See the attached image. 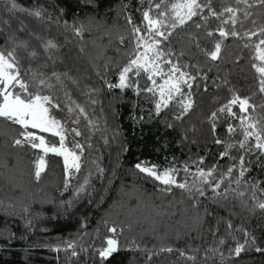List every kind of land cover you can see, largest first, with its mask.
Returning a JSON list of instances; mask_svg holds the SVG:
<instances>
[{"label": "trees", "instance_id": "1", "mask_svg": "<svg viewBox=\"0 0 264 264\" xmlns=\"http://www.w3.org/2000/svg\"><path fill=\"white\" fill-rule=\"evenodd\" d=\"M176 2L0 0V52L13 53L30 91L45 81L41 94L60 105L83 147L81 181L70 186L62 156L16 145L25 130L0 118V264H264V150L244 133L254 124L249 131L264 139V93L253 68L264 3L198 0L197 15L181 25ZM225 8L235 10V23ZM144 12L163 22L156 26L163 36L148 30ZM138 42L153 44L188 79L186 96L158 114V94L144 91L152 86L147 73H129V87H109L143 48ZM235 97L248 100L247 112L230 105ZM189 99L185 113L181 101ZM138 163L158 173L175 169L187 188L163 185ZM200 170H212L207 183ZM109 238L117 250L102 258Z\"/></svg>", "mask_w": 264, "mask_h": 264}, {"label": "snow or ice", "instance_id": "2", "mask_svg": "<svg viewBox=\"0 0 264 264\" xmlns=\"http://www.w3.org/2000/svg\"><path fill=\"white\" fill-rule=\"evenodd\" d=\"M246 3L247 0H244ZM264 3V0H261ZM15 3L12 4V8H15ZM160 5L157 4L156 8H159ZM201 4L198 0H177L176 3L172 4V11L175 13L176 20L179 24H184L186 19H191L193 16L197 15L196 9H200ZM225 12L231 13L233 16L232 22L235 23V10L233 8H225ZM34 15L39 16V12H35ZM144 20L147 22L148 30L150 32H155L156 35L163 36L164 33L160 32L159 29L156 27L157 25L162 24L163 22L160 19H152L149 16L148 12H144ZM160 16L166 15V13H160ZM212 15H216L215 12ZM247 15V13H245ZM176 25L173 24V27ZM199 27V25H198ZM135 32L139 33L138 28L133 29ZM261 32L264 33V29H261ZM79 33V30H77ZM220 36H227L228 33L224 32L223 30L220 31ZM212 35V33H209ZM231 35L236 36L238 33L233 31ZM250 36H255L257 33L252 32L249 34ZM143 37L137 36V41H143ZM261 45H264V40H261L259 44L256 45V50L258 55L255 59L259 60V64H253V68L259 73V82H260V92L264 93V50L261 49ZM143 46L144 52L141 54L137 52L135 58L131 59L127 66H125L119 74V83L116 85H109V87H119L121 89L125 87L131 86L129 84V73H134V75L139 76L141 72L147 73V79L151 82L150 87H146L144 91L153 93L156 95L158 93L159 100L156 103L155 107L157 110V114L163 107H168L169 102L173 99L175 93H179L180 86L178 80H173V77L177 72L180 70L173 65L170 69V75L168 79H165L162 84L157 85L154 76H162V70L158 63H156L157 58L159 57V53L156 52L155 56L150 57L148 55L149 52L154 51V45L148 43H140L136 44V48L139 49ZM47 47L54 48L55 45L52 44L51 41L48 42ZM220 52V44L217 43L215 45V51L210 53L211 59L215 60L218 57ZM31 55L35 57L37 54L32 52ZM170 63V62H169ZM186 73H180V79ZM186 83V81H184ZM47 86L43 79L39 80L38 84L35 86L36 91H30V85L20 78V71L18 61L16 60L13 53L9 52L5 55L3 52H0V118H5L11 121L14 124L20 125L25 131L21 132V136L23 139H16V145H22L23 143L27 142L30 143L33 148H41L43 149L44 153H54L56 155L63 156L64 158V168L65 173L69 174L71 170L79 171L80 169V159L83 152V147L80 143H74V149H79L80 154L77 153L75 150H70L65 145L66 135L63 129L61 122L54 117L50 116V108H59V104H53L52 98L49 95H42L41 91L43 87ZM137 94H139V86L136 85ZM190 87V85H189ZM239 103V107L241 112H247L248 107H250L248 100H241L239 97H235L230 101L231 104ZM181 105L186 113L191 107L192 103L189 99L187 103L181 101ZM230 105H226L229 111ZM225 108L220 109V111H224ZM71 111V109H69ZM83 112V109H80ZM215 116V113H213ZM243 123V120H242ZM38 129L40 132L50 133L53 136L59 137V146L51 145L49 146L43 136H38L34 132L27 131V129ZM249 128H255L254 124H250L248 128L244 129L245 133V141L248 140L249 137L254 136L257 143L255 147L259 150H264V139L261 138L260 132L249 131ZM229 132L235 131V129L229 127ZM75 132L76 136L80 135V132L76 129L72 130ZM35 141H39V143H35ZM220 143V141H217ZM245 146L244 142L240 143V147L243 148ZM222 156L224 153L221 154ZM241 163H243V159L241 158ZM46 161L44 157H40L36 163V172L35 176L38 180L41 176V173L45 170ZM140 172L146 173L148 176L153 177L156 181H159L163 185L166 186H176L181 189H186L187 185L185 183H177L173 173L175 169L163 171L158 173L155 169V166L152 167H145L143 163H138L135 166ZM187 170V169H185ZM232 169L229 168L228 172L231 173ZM243 175V172H241ZM212 176V170L205 172L204 170L199 171V177L204 183L208 182V178ZM219 183L213 186V190L215 191L219 188ZM167 191L171 190V187L166 189ZM201 195H203L202 189H197ZM260 208L264 209V204L259 205ZM112 233L117 231L116 228L109 229ZM107 247L99 250V255L102 258H107L112 252L117 250V241L115 239H107ZM69 247H72L69 244ZM166 251H172V249H165ZM244 250L243 245H239L235 248L234 252L236 256ZM260 251V249H257ZM73 255H76L73 252ZM183 255V253H181Z\"/></svg>", "mask_w": 264, "mask_h": 264}, {"label": "rangeland", "instance_id": "3", "mask_svg": "<svg viewBox=\"0 0 264 264\" xmlns=\"http://www.w3.org/2000/svg\"><path fill=\"white\" fill-rule=\"evenodd\" d=\"M262 50H264V49H262ZM139 52L141 54H143L144 48L140 49ZM156 52H158V51L154 47V51L149 52L148 55L150 57H153V56H155ZM156 63L159 64L160 69L162 70V73H163L162 76H154V79L156 80L157 85H159V84H162L165 79H168V76L170 75V69L172 68L173 65H171L168 62V60L164 59L161 54L157 58ZM180 73H181L180 71L177 72L175 74V76L173 77V80L179 81V86H180V90H181L179 93H175L174 97L186 96V92L185 91L183 92L182 89L184 86H187L189 84L188 79L186 78V76H184L183 79H180ZM184 81H186V83ZM158 97H159V95H158ZM49 114L51 117H54L55 119H57L61 122L63 129H64V132H65V135H66V140H65L66 147H68L70 150H75V151H77L78 154H80V150L74 149V147H73L74 143H79L78 136H76L75 132L72 131L73 129H75L73 127V125L66 122V118L60 113L58 108H50ZM27 131L34 132L38 136H43L49 146H51V145H56L57 147L59 146V137H57V136H53L50 133L40 132L38 129H32V128L27 129ZM35 143H39V141H35ZM41 150L43 151V149H41ZM80 155H81V159L79 161V163H80L79 171H76L73 169L70 171L69 174H66L67 184H69L70 186H76L81 181L82 169H83V152ZM63 160H64V158H63ZM111 239H113V238H111Z\"/></svg>", "mask_w": 264, "mask_h": 264}]
</instances>
